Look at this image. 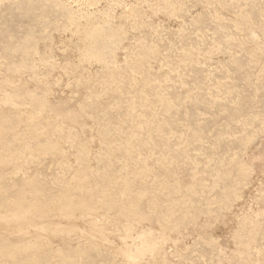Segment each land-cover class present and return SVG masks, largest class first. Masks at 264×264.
<instances>
[{
    "label": "rangeland",
    "instance_id": "1",
    "mask_svg": "<svg viewBox=\"0 0 264 264\" xmlns=\"http://www.w3.org/2000/svg\"><path fill=\"white\" fill-rule=\"evenodd\" d=\"M0 264H264V0H0Z\"/></svg>",
    "mask_w": 264,
    "mask_h": 264
},
{
    "label": "bare ground",
    "instance_id": "2",
    "mask_svg": "<svg viewBox=\"0 0 264 264\" xmlns=\"http://www.w3.org/2000/svg\"><path fill=\"white\" fill-rule=\"evenodd\" d=\"M112 1H113V0H112ZM120 1H122V0H120ZM76 6H77V5H76ZM78 11H79V10H78ZM69 22H70V21H69ZM107 24H108V23H107ZM72 26H73V25H72ZM72 26H71V27H72ZM70 29H71V28H70ZM70 29H69V31H71ZM104 30H105V28H104ZM112 30H113V29H112ZM63 116H64V115H63ZM88 144H89V143H88ZM88 144H87V145H88ZM27 194H28V193H27ZM15 200H16V199H15ZM10 203H11V202H10ZM76 204H77V203H76ZM30 209H31V208H30ZM68 209H69V208H68ZM73 210H74V209H73ZM28 211H29V210H28ZM8 213H9V212H8ZM46 213H47V211H46ZM10 214H11V213H10ZM11 215H12V214H11ZM13 215H14V214H13ZM34 216H35V215H34ZM58 216H59V215H58ZM34 219H35V218H34ZM74 223H75V222H74ZM48 237H49V236H48ZM240 256H241V255H240Z\"/></svg>",
    "mask_w": 264,
    "mask_h": 264
}]
</instances>
